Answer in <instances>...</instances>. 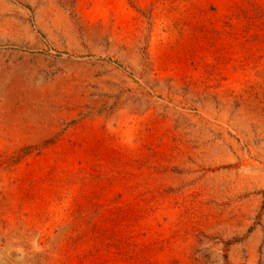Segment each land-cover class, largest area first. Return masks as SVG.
I'll return each instance as SVG.
<instances>
[{
	"label": "rangeland",
	"instance_id": "1",
	"mask_svg": "<svg viewBox=\"0 0 264 264\" xmlns=\"http://www.w3.org/2000/svg\"><path fill=\"white\" fill-rule=\"evenodd\" d=\"M0 264H264V0H0Z\"/></svg>",
	"mask_w": 264,
	"mask_h": 264
}]
</instances>
